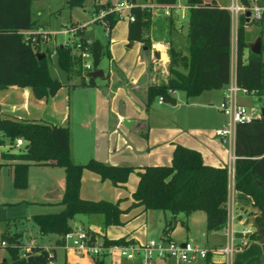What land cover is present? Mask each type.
<instances>
[{"label": "trees", "instance_id": "trees-1", "mask_svg": "<svg viewBox=\"0 0 264 264\" xmlns=\"http://www.w3.org/2000/svg\"><path fill=\"white\" fill-rule=\"evenodd\" d=\"M32 0H0V88L9 85L30 86L37 98L53 95L62 85V81L49 70L46 48L45 55L38 58L41 51V34H26V30H37L40 24L32 17ZM86 0H67L70 6H83ZM134 5L130 12L134 15L129 20L127 36L129 41L138 40L150 46V27L152 11L139 3L146 0H129ZM160 4H174L177 0H153ZM247 2V0H240ZM112 2L93 0V10L108 8ZM187 5V52L171 42L167 48V78L148 85L146 107L155 96L168 93V90H182L186 97H193L207 89L223 88L231 76V16L226 7L215 0H186ZM172 15V14H171ZM171 15L166 16L169 25L173 24ZM104 18L110 27L120 19L113 10L107 11ZM76 22H72L74 24ZM245 15L238 16L236 27L235 80L249 92L259 95L264 100V57L263 44L259 53L244 50L247 24ZM82 27L78 30L83 35ZM35 36V39L33 37ZM90 48L93 65L96 68L101 59L110 57L109 41L94 38ZM56 64L67 73L76 70L81 84H91L84 79L79 57L71 54L65 45L55 46ZM156 59L148 56V66H153ZM0 131L11 142L21 136L24 144L18 152H7L17 158L14 163L13 183L18 188L28 185V166L30 163H50L62 166L65 171V185L60 203L61 209L50 212L34 213L31 216L41 234L59 235L58 243L63 242L64 234L73 228L71 220L78 214L99 213L105 225L121 223L120 199H88L79 194L80 177L83 168L96 171L103 178H109L116 185H124L132 171H136L138 180L131 192L130 206H141L142 210H168L171 215L163 227V234L169 237L178 220V213L185 216L202 209L206 213V229H220L227 220L228 167L212 165L204 161L201 152L181 143H176L170 163L147 164L139 169L132 165L110 164L89 158L85 162H75L70 156L69 128L35 120L12 119L0 116ZM146 134V133H145ZM1 138L0 143H2ZM28 144L27 148L24 145ZM235 189L249 194L258 208L254 216L253 229L249 240H257L264 251V117L259 120L239 121L236 123L234 140ZM184 222V220L181 219ZM21 231H2L0 239L6 241V254L0 263L8 264H49L53 259L50 250L41 245H32L26 255L21 254L17 244L21 243ZM131 239L103 238V243H127ZM207 257V256H206ZM96 264H104L97 258ZM206 264H226L207 258ZM233 264H241L235 260Z\"/></svg>", "mask_w": 264, "mask_h": 264}, {"label": "crops", "instance_id": "crops-1", "mask_svg": "<svg viewBox=\"0 0 264 264\" xmlns=\"http://www.w3.org/2000/svg\"><path fill=\"white\" fill-rule=\"evenodd\" d=\"M99 1L115 3L117 0ZM203 1L209 2L210 0ZM215 1L223 7L229 3V0ZM79 7H83V10L78 19L67 23L65 20L61 22L63 24L87 22L83 36L93 39L100 38L97 33L93 32V22H89L93 4ZM186 15V0H177L173 4L171 15L173 24L171 26L162 8H154L152 10L153 24L149 33L150 41H163L168 45L171 42L183 52H187V23L184 28V24L180 22L181 17ZM128 22L127 17L120 18L110 28L109 34L105 35L110 49L107 70L99 65L92 69L102 68L104 75L93 77V82L88 84L96 85L97 99L96 102H86L85 116L77 119L79 125L90 129L92 138L90 147L84 146L86 148L81 150L91 152L90 156L106 163L132 165L139 169L147 164L170 163L175 144L181 143L198 149L204 161L209 164L234 166V159H231V155L234 154V142L230 145L223 143L215 134V128L221 126L226 119L218 109V104L223 97V88L207 89L189 99L183 94L184 91L172 90L168 94L174 98V103L168 101L166 95L165 99L159 102L157 95L146 107L147 87L151 83L166 80L169 57L167 52L161 54L164 62L158 61L153 63V66H148L150 49L146 53L143 51L146 46L141 41H129ZM236 27L237 23L231 22L232 52H235L236 48V41L234 45L232 38ZM122 45L129 48L134 47L135 52H126ZM123 54L132 55L133 59L123 60L121 58ZM113 62H116L118 68L111 65ZM119 65L124 68V72L119 70ZM92 70L86 73L89 75ZM98 78L107 81L108 87L105 92L110 99H107L106 95H100V86H98L100 82H95ZM230 79H235V60L232 65V58ZM65 89L68 91L69 87L66 82H62L53 95L37 98L30 86L9 85L0 88V116L68 126L71 159L75 162H85L90 157L84 158L75 152L72 137V122L75 121L73 116L76 119L81 112L77 110L78 102H73L71 109L68 95L65 96L63 92ZM166 102L169 107L186 102L187 107L200 106L206 110L211 108L214 109L215 114L212 115L209 112L207 114L205 110L195 114L194 109L187 108L184 117L178 121L171 117L164 118L161 123L160 119H158L160 121H155V115L152 112L160 114L157 107L165 105ZM253 115L259 117L261 114ZM7 145L5 140L0 143V223L4 225L0 228V233L21 231V239H23L26 236L25 233L30 230L40 233L31 219L34 213L61 209L60 199L65 185V171L62 166L55 164L30 163L27 175L28 185L18 188L13 183V167L14 163L19 160L3 156ZM137 180V172L132 171L124 185H116L111 179L101 177L96 171L83 168L80 177V196L110 201L120 199L119 206L124 211L120 215L121 223L109 225L103 223V217L99 213L78 214L71 220L73 228L94 229L96 242H102L104 237H124L132 241L144 242L161 236L164 224L171 213L161 209L142 210L141 206L129 207L131 192ZM227 205L232 208V218L228 220V232L225 230V224L220 229L207 230L206 213L202 209H197L186 216L181 215L182 212L178 213L180 220L168 234L169 237L180 241L196 240L208 249L207 257H198L189 263L167 258L158 260L156 264H206L208 257L214 261H224L226 264H233L235 260H239L241 264H264V251L261 243L248 239L258 208L253 204V199L249 194L235 189L233 176L229 171ZM58 239V234L40 233L41 243H36V237L31 243L52 248L53 264H96L97 258L103 260L104 264H141L138 257L126 258L119 254L101 256L79 254L70 248L61 246ZM226 245L231 247L229 254L223 251ZM3 251L5 248H0L1 258L5 255Z\"/></svg>", "mask_w": 264, "mask_h": 264}, {"label": "built area", "instance_id": "built-area-1", "mask_svg": "<svg viewBox=\"0 0 264 264\" xmlns=\"http://www.w3.org/2000/svg\"><path fill=\"white\" fill-rule=\"evenodd\" d=\"M134 5L129 0H117L113 5L108 8H100L99 11L92 10L89 22H98L105 35L109 34L110 25L108 20L104 18L107 11H115L119 18L127 17L128 20H133L134 15L130 12L131 7ZM140 6L146 7L149 10L154 8H162L164 15L172 14L173 4H160L153 0H146L139 3ZM230 12L231 21L237 23L240 14L245 15V11L249 10L250 14L245 15L246 23L252 21H261L264 24V3L259 0H247L243 2L240 0H230L226 5ZM87 22L81 24H64L59 30L44 31V30H26V34L38 32L41 38L48 40L55 36L57 33L68 34L61 44L70 48L71 54L79 57L81 60L82 71H89L94 69L93 54L90 45L93 38L83 36L78 32L82 27H85ZM35 39V36L33 37ZM41 40V39H40ZM168 44L163 41H152L150 43V56L156 59V62L161 61L162 55L167 52ZM158 52V57L154 55ZM162 54V55H161ZM236 54V48H235ZM172 90L169 89L168 93ZM248 93L249 91L239 86L235 79H230L226 86L223 87V97L218 104V109L225 115V122L215 128V134L219 136L221 141L226 144H232L235 140L236 123L239 121H249L254 118L252 109L248 108L243 102L238 100V93ZM165 99L163 94L158 95V101L162 102ZM24 140L21 137L15 139V146H22ZM231 159H235V155H231ZM229 173L233 176L234 166H228ZM228 215L225 223L226 232L229 231L228 220L232 218V208L228 207ZM95 230L92 228H72L67 231L63 236L61 246L70 248L79 254H90L93 256H101L105 254H119L126 258L138 257L141 264H156L158 260L173 258L182 262H192L198 257L205 258L208 254V249L202 244L193 241L192 239H184L182 241L173 239L164 234L157 238H150L144 242L130 241L127 243L112 242L104 244L103 242L95 241ZM6 241L0 239V248H4ZM21 250L22 255L30 250L32 243L25 244L23 242L17 244ZM51 249V248H47ZM223 251L229 254L231 247L224 246ZM50 256L54 258V253L50 250ZM53 264V259L49 261Z\"/></svg>", "mask_w": 264, "mask_h": 264}, {"label": "rangeland", "instance_id": "rangeland-1", "mask_svg": "<svg viewBox=\"0 0 264 264\" xmlns=\"http://www.w3.org/2000/svg\"><path fill=\"white\" fill-rule=\"evenodd\" d=\"M211 1V0H210ZM230 2V0H229ZM261 3H264V0H260ZM89 4H93V0H86L84 3V6H87ZM86 8V7H85ZM83 7L79 6H70L67 4V0H32L31 1V11H32V16L36 18L40 24V27L38 30H44V31H53V30H59L61 29L65 23L69 21H75L78 19L79 15L82 12ZM88 16V14H87ZM65 20V23L63 24L61 21ZM153 22V20H152ZM180 22L184 24V28H186V23H187V15L185 17H181ZM153 24V23H152ZM151 24V25H152ZM92 25L94 26V33H97L98 36L101 38L102 41H107V38L105 36V31L103 30L102 26L97 23L93 22ZM261 36L263 44V51L262 55L264 57V24L260 23H251L246 25L245 28V41L248 43V46L244 50V56L247 55L248 50L250 49V44L255 41V39ZM68 37V34L64 33H57L55 36L49 38L48 40L41 38L40 40V49L41 51L45 52L44 50L46 48H50L52 50H48L47 52V59H48V64H49V70L50 73L53 76L58 77L62 82H66L67 87H69L68 91H63L65 92V96L68 95V102H71V109L72 105L74 104L73 102H78L77 110L81 112V114L77 115L76 119L73 116V119L75 120L72 122V134H73V140H74V147H75V152L78 153V155H82V157L86 158L89 156L90 158L93 156L91 152L85 151L83 152L81 149L86 148L87 146L90 145V142L92 141L91 138V132L84 126L79 125L78 118L84 117L85 116V111L86 109L84 108V105L86 102H96L97 99V88L96 85H88V84H81L80 83V77L77 73V71L74 69L70 72H66L62 69H60L57 64H56V54H55V44H60L65 38ZM182 38V37H180ZM233 42L235 45L236 41V29H234L233 34H232ZM182 41V40H181ZM124 50L126 52H135L134 47L129 48L125 47L122 45ZM235 47V46H234ZM54 50V51H53ZM52 51V52H51ZM123 60H132L133 57L132 55H126L123 54L121 56ZM232 58V65L235 60V52L233 51L231 54ZM118 62V60H115ZM116 62H113V64L116 68ZM119 64V63H118ZM109 65L108 62V57H104L101 59L99 63V67H104L107 70V66ZM121 68V69H120ZM117 70V69H116ZM119 70L125 71L122 66L119 65ZM84 75V79L86 82L89 80V75L86 73V71H82ZM122 72V73H123ZM168 73V72H167ZM166 73V74H167ZM94 79V78H93ZM99 81L100 82V95H106L105 89L108 87L107 81H103L101 78H98L95 80V82ZM75 86V88H73ZM89 86V87H88ZM185 95V93H183ZM199 95V94H198ZM107 99H110L109 95H106ZM188 99L190 97H187ZM238 100L243 102L248 108H253L252 113L256 114L258 113L259 115L264 112V100L257 94L255 93H238ZM182 101V99L180 100ZM186 102H180L172 107H169L167 105V102L165 105H160L157 107L158 114L157 112H152V114L155 115V121H160V123L163 121L164 118L171 117L174 120L178 121L179 119L183 118L185 115V112H187V108L194 109L193 113H198L202 110H205L207 114H215L214 109H203L200 106H192V107H187L185 105ZM204 111V112H205ZM209 112V113H208ZM206 114V113H205ZM84 115V116H83ZM153 115V116H154ZM82 119V118H81ZM152 119V116H151ZM160 119V120H158ZM21 136L15 137L18 138ZM1 138H4L5 142L8 143L6 150L3 153V156L6 158L10 159H16L14 157H11L8 155L7 152H18V150L21 148H17L18 146H15V141L11 142L10 139L5 136L1 131H0V140ZM22 138V137H21ZM2 139L1 142L4 141ZM86 146V147H84ZM90 147V146H89ZM94 158V157H93ZM89 158H87L88 160ZM183 215V213H180ZM4 225L0 223V228H3ZM26 236L25 238L21 239L23 243L29 244L31 242H34V238L36 237V243L40 244V233L34 232V230H30L27 233H25ZM196 242V240H193ZM4 254H6V250L3 251ZM0 255V260H1ZM0 264H8V263H0Z\"/></svg>", "mask_w": 264, "mask_h": 264}, {"label": "water", "instance_id": "water-1", "mask_svg": "<svg viewBox=\"0 0 264 264\" xmlns=\"http://www.w3.org/2000/svg\"><path fill=\"white\" fill-rule=\"evenodd\" d=\"M249 14H250V11L246 10L245 15L248 16ZM261 42H262L261 36H258L255 39V41L250 44L251 51L255 52V53H259L261 51ZM60 45H62V44H60ZM36 55L38 58H40V57H43L45 55V52L38 51V52H36ZM154 55L156 57H158V52H155ZM89 75L92 77H97V76L104 75V72H103L102 68H97L95 70L90 71ZM166 99L168 101H170L171 103H174V98L168 93L166 94ZM261 117H264V112L259 117H254L252 120H254V121L259 120ZM27 147H28V144H25L24 148H27Z\"/></svg>", "mask_w": 264, "mask_h": 264}]
</instances>
